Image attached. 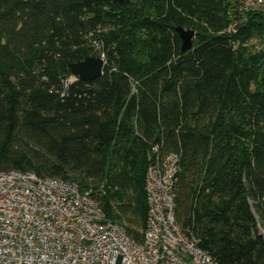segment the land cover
<instances>
[{
	"label": "trees",
	"instance_id": "obj_1",
	"mask_svg": "<svg viewBox=\"0 0 264 264\" xmlns=\"http://www.w3.org/2000/svg\"><path fill=\"white\" fill-rule=\"evenodd\" d=\"M86 57L101 75L74 80ZM167 154L180 231L264 264V0H0V170L75 184L139 242Z\"/></svg>",
	"mask_w": 264,
	"mask_h": 264
},
{
	"label": "built area",
	"instance_id": "obj_2",
	"mask_svg": "<svg viewBox=\"0 0 264 264\" xmlns=\"http://www.w3.org/2000/svg\"><path fill=\"white\" fill-rule=\"evenodd\" d=\"M176 162L167 154L146 169L139 242L75 184L0 170V264H216L174 220Z\"/></svg>",
	"mask_w": 264,
	"mask_h": 264
},
{
	"label": "water",
	"instance_id": "obj_3",
	"mask_svg": "<svg viewBox=\"0 0 264 264\" xmlns=\"http://www.w3.org/2000/svg\"><path fill=\"white\" fill-rule=\"evenodd\" d=\"M175 30L181 40V52L189 50L194 31L182 29L181 27H176ZM102 67L103 60L98 57H86L69 65L72 77L77 81H92L98 78L102 73Z\"/></svg>",
	"mask_w": 264,
	"mask_h": 264
},
{
	"label": "rangeland",
	"instance_id": "obj_4",
	"mask_svg": "<svg viewBox=\"0 0 264 264\" xmlns=\"http://www.w3.org/2000/svg\"><path fill=\"white\" fill-rule=\"evenodd\" d=\"M249 203H250V205H251V201H249ZM252 210H253V208H252ZM256 219H257V218H256ZM258 230H259V232H260V233L263 235V237H264V229L260 227L259 223H258Z\"/></svg>",
	"mask_w": 264,
	"mask_h": 264
}]
</instances>
